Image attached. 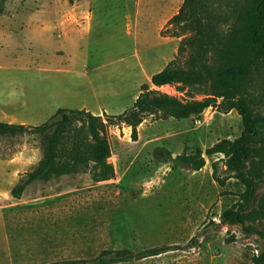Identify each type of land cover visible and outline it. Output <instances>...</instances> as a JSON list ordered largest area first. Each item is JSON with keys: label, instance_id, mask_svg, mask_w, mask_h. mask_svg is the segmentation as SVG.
<instances>
[{"label": "rangeland", "instance_id": "obj_1", "mask_svg": "<svg viewBox=\"0 0 264 264\" xmlns=\"http://www.w3.org/2000/svg\"><path fill=\"white\" fill-rule=\"evenodd\" d=\"M183 2L6 0L0 15V86L6 83L0 96L11 100L6 106L23 109L20 114L32 126L59 109L99 112L101 106L111 115L123 113L151 76L177 57L181 38L172 32L180 28L167 23ZM212 2L217 12H230L236 0ZM63 10L72 13L75 27L66 33L42 29V21H55L51 12ZM261 74L254 76L259 86ZM152 88L185 94L177 85ZM260 110L264 113V106ZM242 131L236 110L215 108L184 120L148 115L137 141L131 127L112 125L111 178L95 181L99 170L91 163L78 173L31 184L19 200L11 196L0 164V205H7L0 206V264L91 259L104 249L137 252L163 245L178 249L117 264H253L264 240L245 229L264 227L221 224L223 211L245 189L234 177L224 187L214 179L212 164L223 156H205L206 165L198 171L178 159L197 149L206 155L217 142L236 139ZM43 147L38 135L0 136V150H32L26 172L37 166ZM158 148L171 155L155 156ZM219 174L228 175L224 163Z\"/></svg>", "mask_w": 264, "mask_h": 264}, {"label": "trees", "instance_id": "obj_2", "mask_svg": "<svg viewBox=\"0 0 264 264\" xmlns=\"http://www.w3.org/2000/svg\"><path fill=\"white\" fill-rule=\"evenodd\" d=\"M6 0H0V15ZM230 12L214 10L212 0H184L167 23L179 27L172 32L180 37L178 55L144 84L134 105L118 115H95L85 109H59L45 123L32 126L0 121V136L38 135L44 140L43 156L37 166L23 175L12 188L11 196L21 199L27 188L67 174L80 172L91 163L99 170L95 181L114 175L108 162L112 148L109 127L126 124L138 140V128L148 115L166 120L201 116L207 109L221 113L236 110L242 118L243 131L236 139H224L206 150L207 156L222 155L212 164L214 179L224 187L234 177L244 191L221 215V224H258L264 227V81L256 84V73L264 75V0H236ZM185 57L184 65L182 58ZM184 98L153 87L175 86ZM197 95L201 96L197 98ZM203 151L178 156L184 165L198 171L206 165ZM170 156L157 149L155 156ZM224 163L226 177L219 174ZM230 175V176H229ZM232 175V176H231ZM262 222V223H261ZM263 224V225H261ZM247 233H257L264 240V229L250 226ZM163 245L141 251L104 249L91 259L55 261L47 264H117L140 261L172 251ZM253 264H264V241Z\"/></svg>", "mask_w": 264, "mask_h": 264}, {"label": "crops", "instance_id": "obj_3", "mask_svg": "<svg viewBox=\"0 0 264 264\" xmlns=\"http://www.w3.org/2000/svg\"><path fill=\"white\" fill-rule=\"evenodd\" d=\"M51 13L55 14V16H56L54 18L55 21H52L49 19H48V21H42L41 27L43 30H51L53 32L56 30H61V32L65 31V33H66V32H68L69 28L75 27V23L70 18V15L72 13H70L69 11H66V10L54 11ZM41 15L44 16L45 13L43 12V13H41ZM43 18H49V17L44 16ZM0 83H1V81H0ZM2 83L3 84H1L0 88L5 87L6 79ZM1 97H2V101H0V121L7 122V123H14V124L31 125V123H29V121H28V118H23L22 114H20L23 111V109H21L20 111H16L15 109H13L11 107L6 106L7 104L8 105L11 104V100L9 98L4 97V96H0V98ZM85 110L89 111V109L87 107L85 108ZM99 110H100L99 112L92 111V113L95 115H103L104 113L109 114L101 106H100ZM109 115H111V114H109ZM116 115H118V114H116ZM30 149H32V148H30ZM33 155H34V153L32 152V150L31 151H29V150L19 151V153L11 152L10 148H7L5 150H0V164L6 168L5 174L7 176L8 181L10 182L8 184V188L10 189V191L18 183V181L21 179V177L29 172V171H27V172L24 171V168H26L28 166L27 164H29V162L32 160V159H30V157ZM4 196L7 197V200H9L11 198V196L8 192H4ZM15 200H19V199H15ZM4 207H7V205L1 206V208H3V209H4Z\"/></svg>", "mask_w": 264, "mask_h": 264}, {"label": "water", "instance_id": "obj_4", "mask_svg": "<svg viewBox=\"0 0 264 264\" xmlns=\"http://www.w3.org/2000/svg\"><path fill=\"white\" fill-rule=\"evenodd\" d=\"M205 156H207V155H205L204 153H203V157L205 158Z\"/></svg>", "mask_w": 264, "mask_h": 264}]
</instances>
